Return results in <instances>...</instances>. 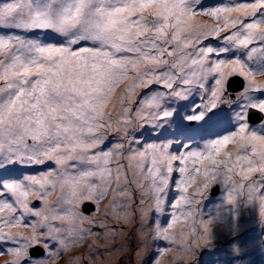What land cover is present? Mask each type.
Returning a JSON list of instances; mask_svg holds the SVG:
<instances>
[{
	"label": "snow or ice",
	"instance_id": "snow-or-ice-1",
	"mask_svg": "<svg viewBox=\"0 0 264 264\" xmlns=\"http://www.w3.org/2000/svg\"><path fill=\"white\" fill-rule=\"evenodd\" d=\"M2 264H264V0H0Z\"/></svg>",
	"mask_w": 264,
	"mask_h": 264
},
{
	"label": "rangeland",
	"instance_id": "rangeland-1",
	"mask_svg": "<svg viewBox=\"0 0 264 264\" xmlns=\"http://www.w3.org/2000/svg\"><path fill=\"white\" fill-rule=\"evenodd\" d=\"M0 264H2V258H0Z\"/></svg>",
	"mask_w": 264,
	"mask_h": 264
}]
</instances>
